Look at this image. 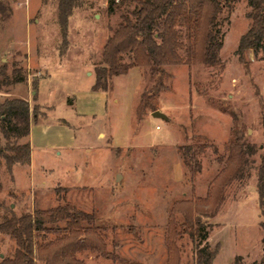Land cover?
<instances>
[{
	"label": "rangeland",
	"instance_id": "obj_1",
	"mask_svg": "<svg viewBox=\"0 0 264 264\" xmlns=\"http://www.w3.org/2000/svg\"><path fill=\"white\" fill-rule=\"evenodd\" d=\"M70 2L64 16L68 7H59V0H0V66L8 76L18 71L26 77L2 85L0 101L20 97L37 113L20 139L30 142V163L9 173L0 162V222L4 215L67 202L93 215L113 256L84 250L77 255L84 264H165L167 215L184 199L198 203L206 242L218 250L212 264H261L264 231L254 168L247 185L228 187L213 212L196 200L221 170L219 156L226 154L234 124L257 149L263 142L264 54L246 49L240 58L236 52L251 24L247 2L238 0L220 15L218 65L165 66V88L154 98L163 120L150 108L141 120L135 116L141 93L153 82L146 66L113 76L111 91L91 89L103 46L134 3L110 13L109 0ZM196 142L209 147L190 180L177 146ZM178 245L180 264H195L194 241L183 234ZM15 247L1 231L0 261Z\"/></svg>",
	"mask_w": 264,
	"mask_h": 264
},
{
	"label": "trees",
	"instance_id": "obj_2",
	"mask_svg": "<svg viewBox=\"0 0 264 264\" xmlns=\"http://www.w3.org/2000/svg\"><path fill=\"white\" fill-rule=\"evenodd\" d=\"M131 1L135 7L120 14V22L107 38L101 52L100 63L94 67V83L91 89L111 91L112 77L127 73L133 66L147 67L153 82L140 95L135 109L141 120L146 109H156L154 98L165 88V66L200 63L211 67L220 63L219 50L223 45L220 15L225 8L231 9L238 0H109L111 13L119 4ZM250 7L251 24L240 38L236 52L240 58L246 49L255 54H264V0H245ZM68 7L70 0H59V7ZM65 19L62 24L65 26ZM13 76L5 74L0 66V88L26 79L18 71ZM32 113V114H31ZM37 113L31 112L28 102L20 97L0 101V162L11 173L16 164H29L31 146L29 141H20L30 133L31 121ZM263 142L260 147L245 141L242 132L234 124L230 137L224 145L226 154L219 159L221 170L208 184L202 199L210 207L224 200L231 185L242 189L247 185L254 168L256 191L262 220L259 226L264 231V114H262ZM209 144H180L177 152L190 174V180L201 171V157ZM260 154L255 161V155ZM198 203L190 200L175 202L168 212L164 231L165 264H180L178 241L183 234L194 241L195 264H212L217 248L206 242V222L200 218ZM181 220L179 219V216ZM91 213L76 209L67 202L50 208H35L33 212L2 216L0 232L7 233L15 241L11 256L2 257L0 264H84L77 255L84 250L96 251L113 257L105 250V240L97 226L93 225ZM264 249V235L261 238ZM236 256L235 260H239ZM264 264V261L261 263Z\"/></svg>",
	"mask_w": 264,
	"mask_h": 264
},
{
	"label": "water",
	"instance_id": "obj_3",
	"mask_svg": "<svg viewBox=\"0 0 264 264\" xmlns=\"http://www.w3.org/2000/svg\"><path fill=\"white\" fill-rule=\"evenodd\" d=\"M151 115L154 116V117L160 118L162 120L163 119H167V116L164 113H162L161 111H159V110L152 111Z\"/></svg>",
	"mask_w": 264,
	"mask_h": 264
}]
</instances>
